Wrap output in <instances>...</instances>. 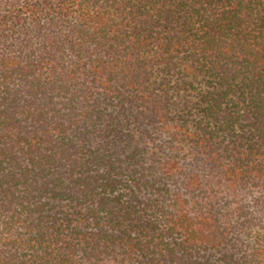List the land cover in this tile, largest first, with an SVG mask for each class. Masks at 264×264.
<instances>
[{
	"label": "trees",
	"instance_id": "16d2710c",
	"mask_svg": "<svg viewBox=\"0 0 264 264\" xmlns=\"http://www.w3.org/2000/svg\"><path fill=\"white\" fill-rule=\"evenodd\" d=\"M0 264H264V0H0Z\"/></svg>",
	"mask_w": 264,
	"mask_h": 264
}]
</instances>
